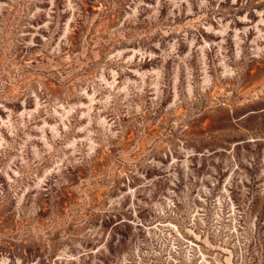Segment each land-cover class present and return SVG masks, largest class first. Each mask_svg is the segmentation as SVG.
<instances>
[{
	"label": "rangeland",
	"instance_id": "374dc122",
	"mask_svg": "<svg viewBox=\"0 0 264 264\" xmlns=\"http://www.w3.org/2000/svg\"><path fill=\"white\" fill-rule=\"evenodd\" d=\"M0 264H264V0H0Z\"/></svg>",
	"mask_w": 264,
	"mask_h": 264
}]
</instances>
